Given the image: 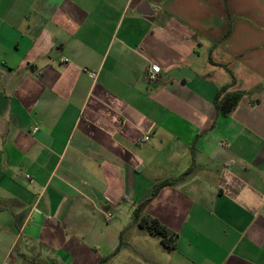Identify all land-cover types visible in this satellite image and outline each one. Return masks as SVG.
Returning <instances> with one entry per match:
<instances>
[{"label":"crops","instance_id":"1","mask_svg":"<svg viewBox=\"0 0 264 264\" xmlns=\"http://www.w3.org/2000/svg\"><path fill=\"white\" fill-rule=\"evenodd\" d=\"M2 263L264 264V0H0Z\"/></svg>","mask_w":264,"mask_h":264},{"label":"trees","instance_id":"2","mask_svg":"<svg viewBox=\"0 0 264 264\" xmlns=\"http://www.w3.org/2000/svg\"><path fill=\"white\" fill-rule=\"evenodd\" d=\"M230 85V84H229ZM229 85L222 86L218 89L215 96V107L221 114H227L237 105L240 98L244 95V91H230L226 89ZM188 172V171H186ZM170 180H164L157 183L153 188V195L164 185L169 184ZM143 207V203L139 204L134 210V220L138 222V225L145 228L150 234L156 235L160 238L161 243L166 248H173L172 237L169 235V231L156 219L140 217L139 212Z\"/></svg>","mask_w":264,"mask_h":264},{"label":"built area","instance_id":"3","mask_svg":"<svg viewBox=\"0 0 264 264\" xmlns=\"http://www.w3.org/2000/svg\"><path fill=\"white\" fill-rule=\"evenodd\" d=\"M160 71V67L157 64H150L147 69H146V75H147V79L150 83H153L155 81H157L158 79V73ZM34 131L36 130V128L33 129ZM107 219H109L111 217L110 213H106L105 216ZM2 264H6V263H2Z\"/></svg>","mask_w":264,"mask_h":264}]
</instances>
